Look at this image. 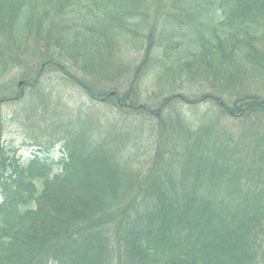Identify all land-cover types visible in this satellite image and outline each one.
<instances>
[{"label":"trees","instance_id":"1","mask_svg":"<svg viewBox=\"0 0 264 264\" xmlns=\"http://www.w3.org/2000/svg\"><path fill=\"white\" fill-rule=\"evenodd\" d=\"M263 84L264 0H0V264H264Z\"/></svg>","mask_w":264,"mask_h":264},{"label":"rangeland","instance_id":"2","mask_svg":"<svg viewBox=\"0 0 264 264\" xmlns=\"http://www.w3.org/2000/svg\"><path fill=\"white\" fill-rule=\"evenodd\" d=\"M19 83V79L17 76L11 75L8 76L5 80H3L1 83L5 84L6 86L8 84H14V83ZM44 88L46 83H44ZM262 91H264V84L263 88H261ZM62 93L64 94V98H66L68 102V107L69 109V114L70 116L72 115V108L75 110V113L77 112L78 109L84 110L85 112L87 111V108L89 107V101L87 97L79 90L76 88H69L63 90ZM55 107L59 110V106L55 105ZM15 108L12 105H4L1 108V115L5 117L6 121L3 123V137L2 140L5 142V144H12L13 146L18 148V154L21 156L22 159H26L29 157L31 152L36 149V147L32 146L30 140V133L29 130L25 124L24 119L19 118L17 114L14 113ZM40 125L45 126L46 122L43 121ZM58 152L57 148L54 151V157H57ZM1 200V199H0Z\"/></svg>","mask_w":264,"mask_h":264}]
</instances>
